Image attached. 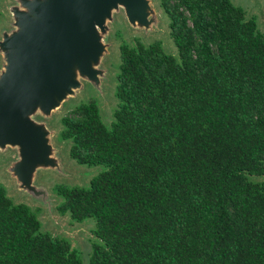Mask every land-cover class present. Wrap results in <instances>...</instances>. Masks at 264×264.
Listing matches in <instances>:
<instances>
[{
    "label": "trees",
    "instance_id": "trees-1",
    "mask_svg": "<svg viewBox=\"0 0 264 264\" xmlns=\"http://www.w3.org/2000/svg\"><path fill=\"white\" fill-rule=\"evenodd\" d=\"M177 55L123 41L113 121L95 99L61 118L70 157L100 166L58 185L93 218L87 264H264V32L231 0H159ZM0 185V264H83Z\"/></svg>",
    "mask_w": 264,
    "mask_h": 264
},
{
    "label": "rangeland",
    "instance_id": "rangeland-1",
    "mask_svg": "<svg viewBox=\"0 0 264 264\" xmlns=\"http://www.w3.org/2000/svg\"><path fill=\"white\" fill-rule=\"evenodd\" d=\"M28 1L32 0H0V73L5 64L1 43L5 34L16 29L12 11L27 12ZM145 1L147 23L144 25L132 24L127 18L126 7L121 3L116 4L105 16L103 30L99 29L103 46L97 58L90 60L92 73L83 74L75 68L73 78L76 83L72 91L66 92L61 99H54L50 109L41 104L27 115L32 124L39 128L45 142L43 161L32 170L30 187L22 184L13 171L15 163L20 160L18 147L7 145L0 148V185L5 187L7 195L14 203H24L37 214L41 231L68 239L71 246L78 250L83 264H87L92 251L95 221L87 218L78 222L68 214H61L57 210L61 196L56 187L61 184L86 187L101 167L88 166L70 157L71 141L60 136L61 118L77 105L95 99L103 122L110 127L118 102L115 96L116 77L120 64V44L123 41L149 44L159 40L166 52L177 55L176 46L169 34V19L162 11L159 0ZM231 1L244 8L247 18L254 17L257 28L264 32V0ZM251 179L263 180L264 175L252 176Z\"/></svg>",
    "mask_w": 264,
    "mask_h": 264
},
{
    "label": "water",
    "instance_id": "water-1",
    "mask_svg": "<svg viewBox=\"0 0 264 264\" xmlns=\"http://www.w3.org/2000/svg\"><path fill=\"white\" fill-rule=\"evenodd\" d=\"M118 3L132 24H146L145 0H37L12 11L16 29L4 35L0 73V148L18 147L13 171L30 187V174L44 157V136L27 115L50 109L75 85L73 72L91 74L102 48L100 30ZM27 171V173L25 172Z\"/></svg>",
    "mask_w": 264,
    "mask_h": 264
}]
</instances>
